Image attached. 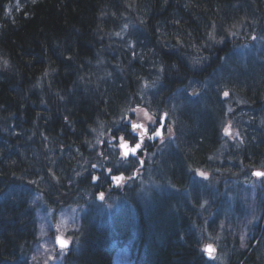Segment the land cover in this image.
<instances>
[{
  "label": "trees",
  "instance_id": "16d2710c",
  "mask_svg": "<svg viewBox=\"0 0 264 264\" xmlns=\"http://www.w3.org/2000/svg\"><path fill=\"white\" fill-rule=\"evenodd\" d=\"M254 34L264 36V0H0V264H30L27 194L59 210L98 190L116 208L83 230L76 254L63 252L67 264H111L121 246L130 264H212L184 232L193 221L186 188L219 153L229 114L203 84ZM192 81L200 84L189 92ZM254 81V93L231 89L261 106L264 75ZM147 91L161 110L168 100L190 109L181 107L161 160L148 154L161 147L141 148L143 185L115 187L111 176L138 163L111 149L121 136L135 140L128 116ZM249 229L245 246L225 237L224 264H264V199L253 203Z\"/></svg>",
  "mask_w": 264,
  "mask_h": 264
},
{
  "label": "rangeland",
  "instance_id": "374dc122",
  "mask_svg": "<svg viewBox=\"0 0 264 264\" xmlns=\"http://www.w3.org/2000/svg\"><path fill=\"white\" fill-rule=\"evenodd\" d=\"M215 71L216 73L209 76L202 84L213 96L217 95L222 99L229 114L221 124L223 140L219 153L209 158L208 168L196 170L186 188L187 210L192 214L193 221L192 227H187L184 232L189 237V242L197 245L202 252L206 244L213 246V258H210L209 262L224 264L223 250L228 245L225 237L235 235L241 246L242 244L245 246V240L251 231L249 227L252 222L253 203L256 198L261 201L264 199V176L257 178L251 175L254 169L264 171V100L261 106H252L245 103L239 94L231 89L238 87L254 93L256 83H259L256 82L259 79L256 81L254 79L264 75V36L254 34L251 43L234 48L229 59ZM199 84L191 83L187 86V91L193 92ZM158 86L157 80L147 89L155 91ZM225 92L228 96L224 95ZM154 94L156 92L144 93L145 104L142 102L138 108L131 109L129 121H141L153 128L156 126L162 110L159 109L158 98L151 99V95ZM165 106L167 120L164 134L158 139V143L152 145V149L161 148L156 151L157 157L151 152L148 153L151 158L159 160L168 147L166 142L172 140L177 132V122L185 115L181 112V107L183 106L182 108L187 112L190 109L185 107L181 100H168ZM129 130L132 131L131 128ZM114 149L119 148L111 150ZM162 149L164 150L160 153ZM145 152L147 149L141 152L139 159H135L133 165H136L138 160L144 161L145 155H148ZM256 156L257 162H252L255 161ZM243 159L252 164L244 165ZM159 163L160 161L155 167H159ZM142 166L144 167V162ZM235 168H238V172L234 173L233 177L224 176L220 179L215 176L217 171ZM132 171L131 175L123 177L119 184L115 182V187L125 183L143 185L146 179H136L138 174H135L136 171L140 173L141 168L137 166L133 173ZM155 187L161 189L158 184H155ZM100 193L104 194L98 190L93 197L90 195L84 197L85 200L80 204L77 203L78 198L73 206L59 210L46 206L39 195L27 194L35 222L33 237L27 246L30 264H67V257L63 252L56 251V236L65 238L69 243L66 251L76 254L82 242L83 230L94 224H100L104 219H109L111 210L116 208V198L104 194V198L101 199ZM129 254L126 246L119 247L115 252L113 264H128Z\"/></svg>",
  "mask_w": 264,
  "mask_h": 264
},
{
  "label": "snow or ice",
  "instance_id": "6c2138e0",
  "mask_svg": "<svg viewBox=\"0 0 264 264\" xmlns=\"http://www.w3.org/2000/svg\"><path fill=\"white\" fill-rule=\"evenodd\" d=\"M225 96H228V93L225 92L224 93ZM131 129L133 132H135L137 129H140V133H139V142H137L135 144L134 147H129V144H128V141L125 140V138L123 136H121L119 139L121 140V147L124 149V152H123V155L125 157H127L129 155V153H131L132 155H136L137 154V150L141 148V145L144 141V137L145 136H148V129L145 128L143 125L141 124H137V123H131ZM226 134L228 133V130L226 129L225 130ZM153 134L155 136H160L162 133L160 130H154ZM115 138V137H114ZM149 139L152 138V136H149L148 137ZM93 167H95V165H93ZM111 169L108 170L109 173H111ZM201 175H205L204 173H201ZM254 175L256 176H264V172H256L254 173ZM92 179L95 181L97 179H99L98 177L96 176H93ZM111 179L112 181L116 182L117 184H119L124 178L122 176H117V175H112L111 176ZM100 198L103 199L104 198V194L103 193H100ZM59 244L61 246V248H65L68 246V242L67 241H64V240H60L59 241ZM205 251L208 253L209 255V258H213L212 257V252L214 251V249L212 248L211 245H208L206 248H205Z\"/></svg>",
  "mask_w": 264,
  "mask_h": 264
},
{
  "label": "water",
  "instance_id": "95a60500",
  "mask_svg": "<svg viewBox=\"0 0 264 264\" xmlns=\"http://www.w3.org/2000/svg\"><path fill=\"white\" fill-rule=\"evenodd\" d=\"M165 118H166V115H165V113L163 114V116L160 118V124L158 125V127H157V129L156 130H160L161 131V133H162V131H163V127H164V124H165ZM137 124H141V123H137ZM162 135V134H161ZM160 135V136H161ZM151 136H152V141H154V140H157L160 136H155L154 134H151ZM127 141V140H126ZM139 142V141H138ZM122 143V142H121ZM121 143H120V145H121ZM137 143V142H136ZM135 143V144H136ZM128 144H129V147H134L135 146V144H133V145H131L130 144V142L128 141ZM119 145V146H120ZM120 149H121V151H122V153L124 152V149L120 146ZM139 150V149H138ZM138 150H137V152H138ZM128 156H132V157H135L136 155H132L131 153H129V155ZM127 156V157H128ZM140 166L142 167V161H140ZM256 172H261V171H254V173H256ZM120 176V175H119ZM60 240H64V239H62L61 237H58L57 239H56V244L58 245V246H60V244H59V241ZM65 241V240H64ZM208 246V245H207ZM206 246V247H207ZM61 247V246H60ZM206 256L209 258V255H208V253L206 252Z\"/></svg>",
  "mask_w": 264,
  "mask_h": 264
},
{
  "label": "bare ground",
  "instance_id": "6f19581e",
  "mask_svg": "<svg viewBox=\"0 0 264 264\" xmlns=\"http://www.w3.org/2000/svg\"><path fill=\"white\" fill-rule=\"evenodd\" d=\"M133 108H137V107H133ZM133 108H130V111H131V109H133ZM120 156H121V158H124V157H125L123 154H120ZM121 158H120V159H121ZM143 162H144V161H143ZM126 248L128 249V247H126ZM114 255H115V253H114ZM113 258H114V256H113ZM132 260H133V256H132L131 254H129V263H128V264H130ZM113 261H114V259L112 260V263H111V264H113Z\"/></svg>",
  "mask_w": 264,
  "mask_h": 264
}]
</instances>
